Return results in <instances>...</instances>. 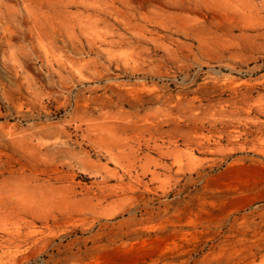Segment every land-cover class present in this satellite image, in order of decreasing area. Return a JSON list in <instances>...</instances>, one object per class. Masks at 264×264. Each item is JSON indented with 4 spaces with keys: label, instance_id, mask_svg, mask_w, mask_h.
Masks as SVG:
<instances>
[{
    "label": "rangeland",
    "instance_id": "374dc122",
    "mask_svg": "<svg viewBox=\"0 0 264 264\" xmlns=\"http://www.w3.org/2000/svg\"><path fill=\"white\" fill-rule=\"evenodd\" d=\"M0 264H264V0H0Z\"/></svg>",
    "mask_w": 264,
    "mask_h": 264
}]
</instances>
